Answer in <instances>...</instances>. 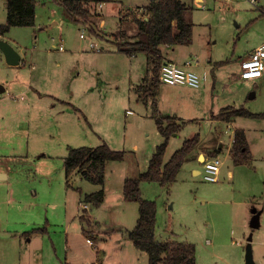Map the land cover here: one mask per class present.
<instances>
[{
    "label": "crops",
    "instance_id": "0c3cea01",
    "mask_svg": "<svg viewBox=\"0 0 264 264\" xmlns=\"http://www.w3.org/2000/svg\"><path fill=\"white\" fill-rule=\"evenodd\" d=\"M111 3L99 0L92 6L91 20L94 23V32L90 31L88 26L67 18L59 3V17H53L54 19L49 21V25L60 29L58 40L53 37L50 44L42 47L35 45L29 49L15 48L21 56L20 63L16 65L8 63L6 56L5 59L2 55L0 57V264H90L101 260L98 251L93 258H78L76 253L70 252L71 247L67 246V242L64 255L61 256L59 248L55 246L56 255L48 256L46 262V255L34 242L40 241L41 236H51V227L56 225H66L63 232L71 239L70 226L77 219L82 222L84 217L90 220V224L86 222L90 229L83 230L96 235L100 221L95 220L92 209L95 207L98 211L101 205L107 204L114 213L115 209H118L117 205L132 203L126 201L123 195L126 178L136 177L146 171L157 146L165 140L151 116V99L146 102L139 91V86L144 84L149 76L151 65L147 53L120 52L110 37L102 35L116 31H107L105 28ZM148 3L149 1L137 6L145 7ZM38 6L39 3L36 5V24L19 26L31 27L36 38L38 28L43 29L38 19ZM124 6L125 4L119 6L117 30L122 29V22L125 21H121L124 10L137 7ZM262 6L264 10V5ZM53 12L57 13L56 10ZM95 18L99 21H95ZM67 21L80 27L79 37L83 41L86 40V44H65L63 35ZM98 29L104 32H99ZM10 31L11 29L0 33V37L5 39ZM86 31L108 44L100 46ZM82 33L84 37L81 36ZM192 44L193 42L173 44L176 47L172 50L179 47L188 49ZM61 45L63 49L60 48ZM22 50H26L24 54ZM3 54L5 55L4 51ZM162 55L163 62L172 60L183 63L186 58L193 59L192 68L199 74L202 68H209L211 64L196 59L197 55L189 58L193 54L188 52L183 57H175L169 56L168 52L162 49ZM246 57L238 59V71L241 61ZM211 72L210 76L206 71H203V76L200 74L204 83L199 88L168 85L160 80L156 93L159 111L164 116L176 117L177 122L182 125L180 131L172 137L180 136L182 131H185V140L196 134L201 137L196 150L185 160L178 176L186 165H193L196 161L204 163V160L213 157L221 159V168L223 157H231L234 166H237L231 152L237 128L245 131L252 155L251 160L242 164L250 165L253 162L258 152L256 149L261 144L258 135L253 137L250 130L257 132L260 125L262 128L264 115L236 116L230 121L215 118V115L227 106L243 105L251 112L263 114L264 109L252 110L250 102L253 100L245 99L243 90L234 92L228 73L220 75L216 70ZM238 76H232L237 79L235 83L244 85L248 91L252 81L254 85L258 84V80L264 76V71L262 76L248 81L240 77V72ZM226 86L230 87L231 91L222 89ZM252 98H256V93H253ZM208 123L216 129L213 130L215 132L205 133L204 125ZM104 142L114 150H124L125 155L122 159L107 161L103 185L104 202L100 206H94L83 200L82 187L75 186L71 179L67 182L64 160L70 148L97 146ZM174 151L169 155L165 153V162L171 158ZM201 157L205 159L201 161ZM190 167L195 175L201 173L198 166ZM227 173L228 177L234 178L232 167L227 169ZM74 177L84 178L80 172L74 173L71 178ZM177 178L168 186L157 183L169 194ZM151 182L154 181H142L141 190L143 198L153 200L143 194V186ZM92 184L86 185V193L98 191L102 187ZM30 192L33 193L32 197ZM169 203L170 201H167L166 208L173 209L174 204ZM51 205L60 208V221L49 217L50 211L47 207ZM34 216L42 221L34 220ZM44 227V230H38ZM23 237L28 244L23 245ZM17 240L19 251L16 250ZM91 240L95 242L93 238ZM129 240L133 243L130 238ZM165 240L185 241L172 236ZM125 246L129 247L128 240L125 241ZM119 262L125 264L126 261L121 258ZM127 262L130 263L131 260L128 259Z\"/></svg>",
    "mask_w": 264,
    "mask_h": 264
},
{
    "label": "rangeland",
    "instance_id": "374dc122",
    "mask_svg": "<svg viewBox=\"0 0 264 264\" xmlns=\"http://www.w3.org/2000/svg\"><path fill=\"white\" fill-rule=\"evenodd\" d=\"M106 1L112 3L109 5L110 15L106 17L105 28L107 31H116L102 35L110 37L114 43L135 35L137 28L134 18L142 17L146 12L143 6L137 5L147 3L149 0ZM186 1L192 7L187 17L194 24L193 44L188 49L179 47L176 50H172L176 47L174 45H162L163 51L165 50L169 56L175 57H183L188 52L193 54L189 58H194L197 55L196 59L199 58L207 64L211 63L209 68H202L201 72L198 70L202 76L203 71H206L209 76L212 75L211 70L214 72L216 70L220 75L228 73L234 92L243 90L246 95L245 99L253 100L250 102L252 110L264 109V76L258 80L257 85H254V81H252L248 91L244 85L235 83L237 79L232 77L234 75L239 77L238 59L248 56L252 48L254 49L264 42V13L246 0H235L230 7L221 4L219 0ZM37 3H39L38 19L41 23L40 26L43 27V29L38 28L36 32L38 38L35 37V31L31 27L17 26L11 28L5 39L0 37V40L9 41L10 39L9 43L16 49H29L35 45L42 47L45 44H50L53 37L58 40L60 29L49 25V21L53 20V17H59L58 0H37ZM260 3L264 5V0H261ZM122 4H125L124 8L137 6L123 12L122 19L125 21L122 22V29L126 31L127 37L121 36L120 30H117L119 6ZM54 10L57 13H54ZM5 20L6 0H0V25ZM98 31L104 32L100 29ZM79 34L80 27L78 25L69 21L64 24L65 44L73 43L80 46L85 43L86 40L80 39ZM86 34H88L87 31ZM90 34L88 35L92 36V39L100 46L106 45L107 42ZM25 51L22 50V54ZM1 55L5 59L0 48V57ZM219 61L224 63L216 65ZM222 89L231 91V88L227 86ZM253 93H256L255 99L252 98ZM248 126L251 127V125ZM204 130L205 133L211 131L208 133L211 134L216 129L208 123V125H204ZM250 134L253 137L257 134L261 139L253 162L250 165L238 164L234 166L231 157L224 159L221 156L223 164L218 181L206 180L203 176L204 163H198L195 160L193 165H186L182 170V174L178 176L177 182L169 194L155 181L143 186L144 196L157 201L156 238L158 240H165L172 236L179 240L195 243L198 264H246L247 245L251 243L255 263L264 264V125L262 128L260 125L257 132L250 130ZM179 135L169 139L167 155L182 146L186 137L185 131ZM204 159L201 157V161ZM190 166H198L201 173L195 175ZM229 167L234 169L233 179L228 177L227 169ZM80 179L71 178L75 186L83 188L82 194L85 196V193L88 192L86 185L92 186L93 184L84 178ZM30 196L32 197L33 193L30 192ZM167 201H170L169 204H174L173 209L166 208ZM117 207L118 209H115L114 213L110 211L111 207L107 204L101 205L98 211L95 207L92 209L95 220L100 221L96 235L91 232L87 233L90 229L88 224L84 220L80 222L77 219L70 226L69 237L71 239H68V236L63 232L66 225H56L51 227V236H41V240H35L34 243L46 255V262L48 256L56 255L55 246L59 248L61 256L64 255L68 242L67 246L71 247L70 252L76 253L78 258H93L97 251L100 252L98 257L103 261H96L100 264L103 262V264L105 262L121 264L119 262L121 258L125 259V264H149L148 254L137 249L127 234L128 230H132L137 223L138 203H124ZM47 208L50 211L49 217L60 221V208L53 205ZM254 209L257 212L254 213ZM256 213H259V225L253 226V217ZM34 218L36 221H42L35 216ZM83 228L87 231H84ZM251 235L250 242L248 240ZM87 238H93L95 245L90 244ZM127 240L129 247L125 246ZM22 242L23 245L28 244L25 237L22 238ZM12 243L9 244L11 247ZM16 250L19 251V240H17ZM128 259L131 260L130 263L127 262ZM24 261H26L25 258Z\"/></svg>",
    "mask_w": 264,
    "mask_h": 264
},
{
    "label": "trees",
    "instance_id": "16d2710c",
    "mask_svg": "<svg viewBox=\"0 0 264 264\" xmlns=\"http://www.w3.org/2000/svg\"><path fill=\"white\" fill-rule=\"evenodd\" d=\"M99 0H59L64 15L74 22L88 26L94 32L91 20L92 4ZM37 0H7V19L0 25V33L9 31L14 26H34L36 24ZM191 6L185 0H149L144 7L145 14L135 17L136 34L131 38L118 40L116 48L120 52L133 54L147 53L150 69L145 83L139 86L142 98L152 101V114L165 140L160 143L150 160L146 171L136 177H127L124 183V199L138 202L139 217L135 227L129 231V238L134 245L148 254L149 264H198L196 259L197 247L195 243L176 240H157V202L142 196L141 182L155 181L163 186L174 182L185 160L196 150L200 143V134L187 138L183 145L174 151L171 158L165 162L164 156L168 141L172 135L178 133L182 127L173 116L160 113L156 93L160 84V72L163 62L162 45L191 44L193 42L194 24L188 20ZM123 18V17H122ZM121 18V21H122ZM119 34L127 37L125 30ZM224 63L219 61L216 65ZM263 113L251 112L241 105L224 107L215 118L230 121L236 116L261 117ZM235 164H242L251 160V150L243 129L235 130L232 147ZM124 150H114L106 142L97 146H80L70 148L64 160L67 182L72 175L80 172L88 181L102 186L98 191L87 193L84 201L100 206L104 202L103 185L106 179V163L112 159H122ZM67 183V184H68ZM90 224V220L85 218ZM44 228L38 230H44ZM63 264H72L64 262ZM90 264H100L97 262Z\"/></svg>",
    "mask_w": 264,
    "mask_h": 264
},
{
    "label": "built area",
    "instance_id": "2783aa9c",
    "mask_svg": "<svg viewBox=\"0 0 264 264\" xmlns=\"http://www.w3.org/2000/svg\"><path fill=\"white\" fill-rule=\"evenodd\" d=\"M221 4L231 6L235 0H219ZM254 7L263 10L260 0H246ZM84 37V34H81ZM92 46H96L91 43ZM63 49V46H60ZM194 65L193 59H186L183 63L172 60H166L162 63L160 80L168 85H189L199 88L204 83V78L192 67ZM264 71V42L257 46L251 53L241 61L240 77L242 79H254L263 75ZM221 159L213 157L204 160V178L210 181H218V176L221 170ZM88 242L94 243L91 239Z\"/></svg>",
    "mask_w": 264,
    "mask_h": 264
},
{
    "label": "water",
    "instance_id": "95a60500",
    "mask_svg": "<svg viewBox=\"0 0 264 264\" xmlns=\"http://www.w3.org/2000/svg\"><path fill=\"white\" fill-rule=\"evenodd\" d=\"M0 48L4 51L8 63L12 65H16L20 63V59H21L20 54L8 41L0 40ZM253 211L254 213L257 212L256 209H254ZM252 225L253 226L259 225V213L254 214ZM251 239H252V235L249 237L248 241L251 242ZM246 264H256L254 261L251 243L247 245Z\"/></svg>",
    "mask_w": 264,
    "mask_h": 264
},
{
    "label": "bare ground",
    "instance_id": "6f19581e",
    "mask_svg": "<svg viewBox=\"0 0 264 264\" xmlns=\"http://www.w3.org/2000/svg\"><path fill=\"white\" fill-rule=\"evenodd\" d=\"M204 158V157H203Z\"/></svg>",
    "mask_w": 264,
    "mask_h": 264
}]
</instances>
